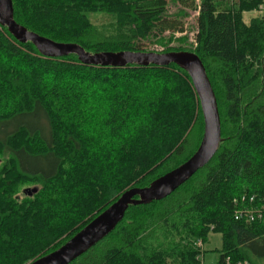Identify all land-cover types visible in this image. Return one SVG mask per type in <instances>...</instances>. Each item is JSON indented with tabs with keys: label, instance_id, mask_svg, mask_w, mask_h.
I'll return each mask as SVG.
<instances>
[{
	"label": "trees",
	"instance_id": "1",
	"mask_svg": "<svg viewBox=\"0 0 264 264\" xmlns=\"http://www.w3.org/2000/svg\"><path fill=\"white\" fill-rule=\"evenodd\" d=\"M13 7L29 31L89 53L192 52L217 100L222 142L211 162L168 198L131 206L71 264H198L194 242L211 233L222 235L217 264H264V223L234 216L235 200L264 199V0H203L195 48L162 52L147 46L185 33L196 0H13ZM96 12L116 17L108 32L91 24L87 15ZM203 130L191 79L176 65L48 59L0 26V156H8L0 164V264H30L57 250L126 190L186 162ZM24 185L33 188L20 197Z\"/></svg>",
	"mask_w": 264,
	"mask_h": 264
},
{
	"label": "water",
	"instance_id": "2",
	"mask_svg": "<svg viewBox=\"0 0 264 264\" xmlns=\"http://www.w3.org/2000/svg\"><path fill=\"white\" fill-rule=\"evenodd\" d=\"M0 26L5 27L17 42L31 43L42 57L48 59L75 55L83 65L119 69L129 66L167 67L172 64L176 65L191 79L204 124L201 143L197 151L186 162L156 179L148 187L126 190L110 207L63 246L30 264H71L111 234L122 222L131 206H146L168 198L199 170L207 166L217 154L222 142L217 100L206 69L196 54L192 52L130 51L89 53L78 44L58 43L18 24L14 19L13 0H0Z\"/></svg>",
	"mask_w": 264,
	"mask_h": 264
},
{
	"label": "rangeland",
	"instance_id": "3",
	"mask_svg": "<svg viewBox=\"0 0 264 264\" xmlns=\"http://www.w3.org/2000/svg\"><path fill=\"white\" fill-rule=\"evenodd\" d=\"M203 0H196V10H189L188 16L186 18H184V22H185V27H186V32L183 34H167L166 38L167 41L164 42V44H150L149 46H147V50L148 51H157V52H162V51H166L167 49H176L177 47H194L196 46L195 43H192V37L194 35V33L196 32L195 30V23H196V18L199 15V11H200V6L202 4ZM176 12H178L177 9H175L174 7H170V13L175 14ZM259 14V12H253L250 14H245L244 15V19L246 22L249 21L250 17L252 16H257ZM88 18L91 22V24H93L95 27L101 29L102 31L104 30L105 27V32H108L106 30V27L110 26L111 24H113L116 20V17L114 15L111 14H107V13H103V12H96V13H89ZM72 31V28L70 27V32ZM185 37L186 41H184V43L182 42V38ZM20 122V121H17ZM8 160V156H0V164L3 161ZM33 188V185H24L21 186L20 190H19V196L20 197H24V193L28 192L29 190H31ZM24 192V193H23ZM32 193V192H31ZM223 245V241H222V235L219 233H211L208 237V241L205 243L204 246V254H205V264H216L218 259H219V255H220V250L222 248Z\"/></svg>",
	"mask_w": 264,
	"mask_h": 264
},
{
	"label": "built area",
	"instance_id": "4",
	"mask_svg": "<svg viewBox=\"0 0 264 264\" xmlns=\"http://www.w3.org/2000/svg\"><path fill=\"white\" fill-rule=\"evenodd\" d=\"M241 201L245 202V204H239L238 201L235 200L236 208L234 210V216L236 220L243 221L247 224L254 223L255 221L264 223V199L262 200V202L255 203V197H251L250 199H248L247 196H243ZM194 245L197 249L200 250V253L197 256L198 264H205V243L202 240H196L194 242ZM227 262H229V260H227ZM244 264L249 263L245 262Z\"/></svg>",
	"mask_w": 264,
	"mask_h": 264
}]
</instances>
